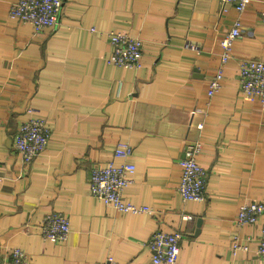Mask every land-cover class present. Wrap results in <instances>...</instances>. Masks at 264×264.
<instances>
[{
  "label": "crops",
  "instance_id": "0c3cea01",
  "mask_svg": "<svg viewBox=\"0 0 264 264\" xmlns=\"http://www.w3.org/2000/svg\"><path fill=\"white\" fill-rule=\"evenodd\" d=\"M17 1L0 0V264L16 248L29 264H153L157 231L184 234L178 264H264L232 250L235 236L254 248L264 225V215L236 219L264 201V107L243 100L239 71L241 60L264 61V0L240 16L216 0H63L59 28L41 34L9 16ZM238 18L242 38L210 98L219 42ZM111 31L144 41L140 69L109 64ZM31 116L52 138L27 164L14 142ZM121 142L136 166L125 198L152 214H123L90 194L91 167ZM196 143L206 198L184 202L179 162ZM51 211L70 219L65 243L42 237Z\"/></svg>",
  "mask_w": 264,
  "mask_h": 264
},
{
  "label": "built area",
  "instance_id": "2783aa9c",
  "mask_svg": "<svg viewBox=\"0 0 264 264\" xmlns=\"http://www.w3.org/2000/svg\"><path fill=\"white\" fill-rule=\"evenodd\" d=\"M224 8L232 5L238 15H242L254 0H216ZM64 10L63 0H18L9 11L11 18L31 24L37 34L46 30H56L60 26ZM264 19V9L261 11ZM93 31H95L93 29ZM112 52L109 64L129 69L142 67L144 41L124 33L111 31L108 34ZM242 38V21L234 23L227 35L219 42L221 56L214 76L210 80L207 94L214 97L222 88L225 66L232 58V51L237 41ZM240 89L243 100L249 104L264 107V61L244 59L240 61ZM1 121V119H0ZM202 127V126H200ZM52 138V129L44 119L27 117L20 124L14 146L27 164L32 163L43 153ZM202 146L199 143L185 149L180 160L181 178L178 192L184 202H200L205 200L208 186V173L201 166L198 156ZM134 149L127 143H119L113 150V158L105 165L95 164L90 169V194L102 200L123 214H152L147 206H138L125 198V189L133 182L136 170L131 161ZM264 215V201H255L240 206L237 223L240 226L256 224ZM192 219V217H189ZM71 232L68 216L58 211L47 213L41 225L42 237L50 242L65 243ZM184 234L175 232H155L147 242L152 255L153 264H178ZM234 253L251 252L264 257V225L259 242L252 248L250 240L235 236L232 240ZM12 264H29L28 257L22 249L10 251Z\"/></svg>",
  "mask_w": 264,
  "mask_h": 264
},
{
  "label": "water",
  "instance_id": "95a60500",
  "mask_svg": "<svg viewBox=\"0 0 264 264\" xmlns=\"http://www.w3.org/2000/svg\"><path fill=\"white\" fill-rule=\"evenodd\" d=\"M199 224H201V220L199 221Z\"/></svg>",
  "mask_w": 264,
  "mask_h": 264
}]
</instances>
